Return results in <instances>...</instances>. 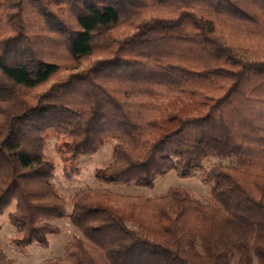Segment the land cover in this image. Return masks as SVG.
I'll list each match as a JSON object with an SVG mask.
<instances>
[{
    "label": "trees",
    "instance_id": "16d2710c",
    "mask_svg": "<svg viewBox=\"0 0 264 264\" xmlns=\"http://www.w3.org/2000/svg\"><path fill=\"white\" fill-rule=\"evenodd\" d=\"M244 44L264 51V0H0V219L12 245L46 247L68 202L79 236L41 264H264V55ZM167 94L206 111L163 115ZM50 136L66 177L111 140L98 184L152 189L171 170L200 172L209 195L85 187L66 199ZM0 264H14L1 245Z\"/></svg>",
    "mask_w": 264,
    "mask_h": 264
},
{
    "label": "rangeland",
    "instance_id": "374dc122",
    "mask_svg": "<svg viewBox=\"0 0 264 264\" xmlns=\"http://www.w3.org/2000/svg\"><path fill=\"white\" fill-rule=\"evenodd\" d=\"M208 27V24H207ZM124 33L132 32V28L123 29ZM232 45L242 48V43L234 40L229 41ZM248 50H251L255 55L262 56L264 51L256 47L244 44ZM40 91V90H39ZM163 107V115L177 114L178 116H200L206 111V105L175 94H167L161 101ZM114 142L106 140L104 145L93 155L82 156L75 162H72L68 167L67 172L75 170L74 175L66 177L63 172L62 162L60 161V152L58 148L61 147V142L54 136L46 139L45 153L51 158L54 165L53 182L58 189V192L64 197L68 198L71 194L79 189L90 187L99 188L104 187L112 191L130 194V195H147L155 196L166 192L170 187L183 188L191 192L197 199L205 201L209 195L210 186L202 179V173L194 172L193 175L187 178H180L174 170L167 172L162 177L158 178L152 189L138 188L133 185H100L95 181L94 175L98 169L106 167L111 160L112 146ZM216 159H211L210 162ZM70 205L66 204L64 217L54 221L59 228L56 235L48 237V245L41 247L35 243L28 247L19 250L12 241L14 239V229L8 223L6 215L0 219V245L8 259L14 264H41L45 259L60 257L64 254L66 245L73 236H79L78 231L70 223L67 214L69 213ZM253 264H257L256 260Z\"/></svg>",
    "mask_w": 264,
    "mask_h": 264
}]
</instances>
